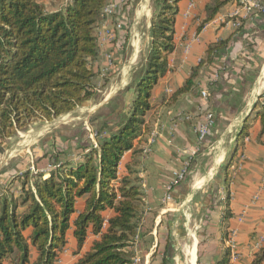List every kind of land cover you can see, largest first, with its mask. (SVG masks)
Segmentation results:
<instances>
[{
    "label": "trees",
    "instance_id": "trees-1",
    "mask_svg": "<svg viewBox=\"0 0 264 264\" xmlns=\"http://www.w3.org/2000/svg\"><path fill=\"white\" fill-rule=\"evenodd\" d=\"M111 1L51 0L48 7L42 0H0V151L31 124L52 121L87 106L95 98L93 61L99 48L96 28L104 7ZM234 1L210 0L201 24ZM178 2L153 0L145 55L125 90L131 95L129 99H115L91 117L90 131L95 133V141H77L86 131L82 123L66 125V133L52 130L53 141L75 138L73 150H80L79 160L68 162L64 150L57 146L55 152L43 153L52 166L46 177L30 168L20 172L16 169L0 187V264H54L71 226L75 253L80 252L88 233L97 235L74 264L133 263L131 247L141 218L143 193L132 164L138 163L136 157L152 130L146 122L152 107L151 90L167 70L168 57L175 48ZM229 41L220 39L207 45L205 56L173 92L171 100L193 90L199 71L223 56ZM205 91L206 98L198 103L203 106L200 119L204 112L211 111L214 125L217 103L212 101L211 92ZM259 116L260 132H264V102ZM72 128L75 130L70 131ZM247 129L245 121L235 136L236 148ZM128 150L132 155L131 162L125 165L127 174L114 183L121 157ZM233 156L225 166L227 178ZM227 181L222 216L224 240L231 216ZM15 182L19 184L17 190ZM81 197H86L84 208L72 219L77 213L76 200ZM106 209H112L113 214L105 221L102 212ZM170 248L167 241L165 252ZM254 256L252 264H259L264 258V246ZM228 259L226 248L215 264H228ZM166 261L165 254L162 264Z\"/></svg>",
    "mask_w": 264,
    "mask_h": 264
},
{
    "label": "crops",
    "instance_id": "crops-1",
    "mask_svg": "<svg viewBox=\"0 0 264 264\" xmlns=\"http://www.w3.org/2000/svg\"><path fill=\"white\" fill-rule=\"evenodd\" d=\"M42 1L49 7L51 0ZM113 2L116 4L114 15L105 23L111 28L112 38L103 43L98 38L99 48L93 61L96 96L87 106L81 107L86 108L87 121H90L91 114L106 108L115 99H129L131 91L125 90L148 44L153 0ZM209 2L179 0L174 24L175 48L168 57L167 70L151 90L152 107L146 115V122L152 126L150 134L155 133L154 142L150 145V152H145L149 134L142 153L136 157L138 163L132 164L143 193L141 218L131 247L140 264H162L165 254L166 262L171 261L177 248L175 236L185 235L186 222L194 223L192 229L187 228V234L192 242L188 254L191 258L193 253L195 262L198 221L205 224L204 243L211 248L222 244V194H225L227 180L231 216L226 225L228 230H236L239 258L235 264H252L254 254L264 246V132H260L259 116L264 102V15L255 12L245 14L235 0L225 4L210 21L201 24L207 16ZM189 4H192L191 8H188ZM234 11L239 15L233 16ZM236 17L243 22L239 29L234 25ZM104 21L102 18L99 20L97 29ZM226 38L230 41L225 54L199 71L193 90L171 100L173 92L183 85L191 69L205 56L207 45ZM108 55L112 60L111 66H107ZM202 89L211 92L212 101L217 103L216 120L207 136L198 142L195 127L203 106L198 104L202 99L197 94ZM181 115H188L189 118L181 119ZM245 121L247 133L236 148L235 136ZM84 123L86 131L78 136L77 141L86 138L95 141L90 137L91 124ZM51 124L52 121L42 122L43 126ZM62 131L66 133V130ZM52 138L47 136L35 146L26 143L22 151L16 154L13 149L7 157L1 150L0 187L16 169L20 172L30 168L45 177L48 175L52 166L41 153L47 139H50L51 147L59 146L64 150V158L68 162L74 164L79 160L80 150H73L75 138L55 141ZM67 147L72 149L71 154H68ZM194 148L197 152L189 156V151ZM131 153V150L123 153L114 183L127 174L125 165L131 162ZM231 154L234 156L227 178L225 166ZM187 160L186 179L174 187L172 200L163 201L165 185L172 171ZM239 164L240 169L236 170ZM13 187L17 190L18 182ZM85 200L86 197L76 200L77 213L72 219L83 210ZM102 214L106 221L113 210L106 209ZM66 238L67 242L58 254L59 261L54 264H74L97 235L88 233L78 253H75L72 226ZM167 241L171 245L168 253L165 252ZM31 256L35 258L34 250ZM218 259L215 258V262ZM132 264H135L134 261ZM259 264H264V258Z\"/></svg>",
    "mask_w": 264,
    "mask_h": 264
},
{
    "label": "rangeland",
    "instance_id": "rangeland-1",
    "mask_svg": "<svg viewBox=\"0 0 264 264\" xmlns=\"http://www.w3.org/2000/svg\"><path fill=\"white\" fill-rule=\"evenodd\" d=\"M142 60H143V57L140 58L139 63H141ZM67 114H68L67 116L61 115V116H58L55 119H53L54 121L52 120L51 125L43 126L42 122L37 121L36 123L31 124L29 126L28 130L23 131V132L19 131L17 134V137L12 138L9 141L10 144L8 146H5L2 149V151H1L2 154H4V157H7V155L13 149L15 150V153L17 154L18 151H22V149H24V147L26 146L25 145L26 143H28L30 145H34V146L37 145L39 140L44 139L50 135L52 136V132H50V131L53 130L54 127L59 129V131H62V130H66L67 126H65V125H68L69 127L73 125L75 127L81 123H84V121L88 125H90L88 123L89 121L86 120V108L78 107L73 112H70ZM82 114H85L84 117L82 116ZM93 115L94 114H91L90 116L92 117ZM84 118H85V120H84ZM94 125L95 124H93V128L96 130V126H94ZM91 126L92 125H90V127ZM73 130H75V128H72V130H70V131H73ZM38 133H41L39 137H37ZM19 134L21 135L20 137H18ZM91 139L95 140L94 137H91ZM6 148H8V151ZM52 149L54 150L56 148L51 147L50 139H47L46 142L44 143V146L42 148L41 153H44V152L51 153ZM54 151H56V150H54ZM67 152H68V154H71L72 150H69L67 147ZM63 156H66V154ZM63 156H61V157H63ZM60 160H62V158ZM35 171H38V170H35ZM222 197L223 198L225 197L224 192L222 194ZM193 217H195V216H193ZM184 224H185V235L184 236L183 235L182 236H175L177 248H175V250L173 252L174 254L172 253L173 259L171 261H168L167 264H215L216 263L215 258L216 259H217V257L220 258L224 249L227 248L226 238L224 241H222V244H220V245L217 244V246L211 248L209 245H207L206 242L204 243V235L206 232L205 224H202L201 222L198 221V223H197L198 227L196 228V232H197L196 240L198 242L197 253H196V262H195V260H194V262H192L191 261L192 256L190 258V255L188 254V250L191 248L192 242L190 239H188L187 228L192 229L194 227V223L188 224L186 222ZM181 229H182V226H181ZM193 257H194V255H193ZM136 264H140V263H136Z\"/></svg>",
    "mask_w": 264,
    "mask_h": 264
},
{
    "label": "built area",
    "instance_id": "built-area-1",
    "mask_svg": "<svg viewBox=\"0 0 264 264\" xmlns=\"http://www.w3.org/2000/svg\"><path fill=\"white\" fill-rule=\"evenodd\" d=\"M236 1L238 2L239 6H241L244 9L245 14H249L251 12L264 14V1L263 0H236ZM191 6L192 4H189L188 8H191ZM115 8H116V4L113 1H111L103 9L102 19H104L105 21L102 24V26H100L98 29L96 28L97 36L101 43L106 42L112 38L111 28L109 27L108 23L107 24L105 23L107 21V18L111 17V15L115 12ZM238 15H239V12L237 11L233 12V16H238ZM235 19L236 20L234 21V25L237 27L240 26L241 21L239 17H236ZM111 64H112V60L110 58V55H108L107 56V66H111ZM206 96H207L206 91L202 90L200 93V98L203 100L204 98H206ZM180 118L188 119L189 116L181 115ZM213 122H214V119H213V114L211 113V111L204 112L203 115L201 116L200 121H198L195 127L198 142H201L205 138V136L208 134V132L212 128ZM154 136H155V133L152 132L150 134L149 141L144 148L145 152H150V145L154 142ZM90 137H95V133L91 132ZM196 152H197L196 148L191 149L189 151V156L194 155ZM188 165H189V161L187 160L181 165L180 168L172 171L171 178L165 185L163 201L168 202L172 200V190L178 183L183 181V179L187 175ZM238 169H240V164L236 166V170ZM226 246L229 250L228 264H235V262L239 258V253L237 251L236 230L235 229L231 228L228 230V233L226 236ZM138 260H139L138 257L133 258V261L135 264L138 263ZM56 261H59V259H57Z\"/></svg>",
    "mask_w": 264,
    "mask_h": 264
},
{
    "label": "bare ground",
    "instance_id": "bare-ground-1",
    "mask_svg": "<svg viewBox=\"0 0 264 264\" xmlns=\"http://www.w3.org/2000/svg\"><path fill=\"white\" fill-rule=\"evenodd\" d=\"M191 252V251H190ZM191 261L194 262V257H193V253H192V258H191Z\"/></svg>",
    "mask_w": 264,
    "mask_h": 264
}]
</instances>
